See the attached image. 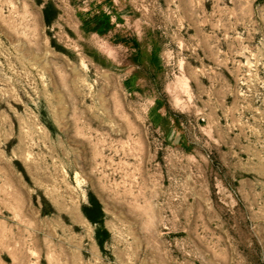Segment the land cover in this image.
<instances>
[{"label":"rangeland","instance_id":"rangeland-1","mask_svg":"<svg viewBox=\"0 0 264 264\" xmlns=\"http://www.w3.org/2000/svg\"><path fill=\"white\" fill-rule=\"evenodd\" d=\"M0 264H264V0H0Z\"/></svg>","mask_w":264,"mask_h":264},{"label":"trees","instance_id":"trees-1","mask_svg":"<svg viewBox=\"0 0 264 264\" xmlns=\"http://www.w3.org/2000/svg\"><path fill=\"white\" fill-rule=\"evenodd\" d=\"M44 16H45L46 21H49V14H48L47 9L44 10Z\"/></svg>","mask_w":264,"mask_h":264}]
</instances>
